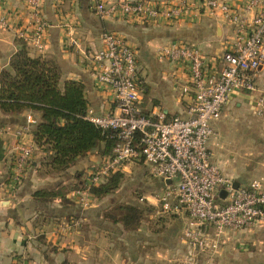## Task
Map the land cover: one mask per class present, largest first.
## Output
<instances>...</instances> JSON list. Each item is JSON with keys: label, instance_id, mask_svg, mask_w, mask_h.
I'll return each mask as SVG.
<instances>
[{"label": "built area", "instance_id": "obj_1", "mask_svg": "<svg viewBox=\"0 0 264 264\" xmlns=\"http://www.w3.org/2000/svg\"><path fill=\"white\" fill-rule=\"evenodd\" d=\"M43 1L25 0L28 23L10 26L6 18L0 17V27H11L14 38L22 39L38 56L46 49ZM91 1L102 19L171 21L181 13L180 8L157 7L144 0ZM198 1L210 14L232 24L233 38L223 50L221 67L215 73H209L206 57L193 44L176 41L156 48L159 59L180 64L187 71L181 93L191 98L184 117L167 115L158 106L143 111L142 69L135 48L116 32L102 33L101 47L88 56L89 66L96 85L111 93L115 111L96 114L88 107L85 118L103 130L115 131L116 144L112 154L90 171L84 186L72 191L76 201L85 206L93 199L91 185L103 182L112 172H123L129 163L142 162L152 176L163 182L158 197L161 209L188 216L182 230L186 246L182 264H202L200 256L216 253L230 234L264 219V176L234 188V180L211 160L207 146L214 134V121L235 91L259 92L253 112L264 124V90L257 88L264 66V0H246L241 9L221 0ZM248 12H252L250 17ZM32 120L28 115L27 122ZM36 149L34 142L20 140L16 145L15 182L21 180Z\"/></svg>", "mask_w": 264, "mask_h": 264}, {"label": "crops", "instance_id": "obj_2", "mask_svg": "<svg viewBox=\"0 0 264 264\" xmlns=\"http://www.w3.org/2000/svg\"><path fill=\"white\" fill-rule=\"evenodd\" d=\"M144 1L157 7L180 8L181 13L173 19L172 24H165V20L161 19H102L95 13L91 0L43 1L46 49L42 56L56 60L62 81L75 79L83 84L88 106L96 114L115 111L111 93L96 85L89 66L88 56L101 47V35L105 31H113L123 36L136 50L142 69L143 91L140 104L144 112L150 111L152 106H158L167 115L184 117L187 115L186 109L191 98L190 94L181 93V87L187 81V71L180 64L159 59L155 53L158 46L176 38L186 40L198 47L206 57L209 73H215L221 67V54L228 41L233 38V26L227 19L210 14L198 0ZM221 1L241 9L246 0ZM251 14L252 12H248L249 17ZM0 17L6 18L10 26L28 23L29 9L25 0H0ZM71 40H74L75 44L71 43ZM16 49L13 29L0 27V70L8 64ZM28 51L32 56H38L32 49L29 48ZM260 86H264V66L257 78L258 90H261ZM258 93L235 91L229 104L223 108L222 114L224 109L232 105L253 111ZM28 115L34 119L33 122H27ZM19 116L25 117L24 125L16 123L17 114L8 117L12 118V123L0 124V264H148L154 259L156 264H169L164 261L170 259L169 255L179 252L183 256L186 246L181 239L182 230L188 221L185 212L171 213L170 217L167 214L165 219L161 220L164 226L150 233L156 236L155 241L150 239L152 236H149L148 230L143 236L133 238L134 245L139 247V251L142 249V252L134 256L132 262L130 258L113 250L110 238L104 237L100 243L98 235H84L81 230L82 222L87 215L81 218L76 206L74 209L64 206L59 198L53 200L58 203L55 205L34 199L33 193L37 189L52 188L59 182L67 183L65 178L78 179L81 184L87 171L102 162L104 157L93 150L79 158L65 174L40 175L38 169L41 168L43 153L37 148L31 158L32 166L24 171L19 182H15L13 170L16 145L20 140L33 142L31 129L37 120V116L31 111H25ZM5 117L7 115L0 111V122ZM217 121L213 123L214 133ZM211 138L207 146L212 155ZM212 157L224 171V165L213 155ZM130 165H142L147 169L140 161L129 163L126 168ZM227 174L232 177L231 173ZM232 178L240 184H246L250 180L242 182ZM71 194L70 191L66 196L71 199ZM156 201L160 204L159 210H162L160 201ZM156 201H153L154 204ZM73 202L77 203L75 200ZM98 210H87L89 218L91 213L96 212L98 215ZM91 231L93 232V228ZM240 233L243 231L235 232V239ZM228 239L229 237L226 241ZM104 243L106 250L102 248ZM147 248L149 254L146 252ZM211 264H264V251L252 249L244 252H223L216 256Z\"/></svg>", "mask_w": 264, "mask_h": 264}, {"label": "trees", "instance_id": "obj_3", "mask_svg": "<svg viewBox=\"0 0 264 264\" xmlns=\"http://www.w3.org/2000/svg\"><path fill=\"white\" fill-rule=\"evenodd\" d=\"M17 49L8 64L0 70V111L7 117L0 124L9 123L11 115L17 114L16 123L25 124L19 116L31 111L37 120L31 129L33 142L43 153L40 174L62 175L79 158L97 151L106 157L112 154L115 131L101 129L85 118L88 101L83 84L75 79L62 81L61 70L55 59L32 56L24 41L15 38ZM12 123V122H10ZM123 172L110 173L103 182L89 187L97 199L117 190ZM81 184L66 185L59 182L52 188H40L33 193L34 199L49 203L59 198L64 206H76L66 196ZM119 221L126 229H135L141 219V210L133 205L122 207Z\"/></svg>", "mask_w": 264, "mask_h": 264}, {"label": "rangeland", "instance_id": "obj_4", "mask_svg": "<svg viewBox=\"0 0 264 264\" xmlns=\"http://www.w3.org/2000/svg\"><path fill=\"white\" fill-rule=\"evenodd\" d=\"M164 22L165 24H172L174 20ZM176 41L189 43L186 40L177 38L166 43ZM260 89L264 90V86H260ZM227 104H229V101ZM218 119V121L216 120L215 133L211 136L210 149L212 155L224 165V171L221 169L222 173L231 179L235 177L242 182H247L254 177L264 176V124L259 116L245 107L239 108L232 105L224 109V113H221ZM212 155L211 160L216 163ZM31 161L30 158L24 171L32 166ZM98 165L87 171L85 179L81 180L82 186H84L90 171L94 170ZM132 165L128 166L129 169L126 168L123 171L121 184L112 193L97 199L93 197L85 206L78 201L77 203L73 202L74 200L76 201V196L73 194L70 196L71 199L68 198L79 209L81 218H85V215L88 216L85 218L87 220L84 219V222H82L81 230L83 234L98 235L100 243L104 237L110 238L113 250L120 252L124 257L130 258V261L134 260L132 258L142 252V249L139 251V247L134 245L132 239L143 236V233L147 230L149 234L154 233L156 229L160 230L164 226L161 220L165 219L164 217L167 214L169 217L172 216L170 212L159 210L160 204L156 201L163 189V183L160 184V179L152 176L144 166ZM39 172L40 170L38 169V174H40ZM227 173H231L232 177ZM66 180V185L75 186L77 183L79 184L78 179L68 180V178H65ZM153 201H156V203L154 204ZM49 204L55 205L58 203L52 200ZM128 205H133L141 210V219L135 229H126L119 221H113L114 218L120 219L121 215H123L121 208ZM69 207L71 209L75 208L74 205ZM91 208H98L99 212L98 215H96V212L91 213L89 218L87 210ZM242 231L243 233H240L241 235L237 239H235L237 234L234 233L235 235L233 236H230V234L229 239L213 254L212 258H208L209 255H202V263L211 264L214 262V258L223 252H244L252 249L254 251H264V219L251 228ZM149 236H152L150 238L152 241L156 240L154 234ZM153 247L154 245L151 246V248ZM102 248L107 249L105 243ZM146 250L148 252L149 249L147 248ZM168 257L170 259L164 260L166 263H183L179 252ZM151 261L148 264H156L155 259Z\"/></svg>", "mask_w": 264, "mask_h": 264}, {"label": "water", "instance_id": "obj_5", "mask_svg": "<svg viewBox=\"0 0 264 264\" xmlns=\"http://www.w3.org/2000/svg\"><path fill=\"white\" fill-rule=\"evenodd\" d=\"M8 121L10 122L11 120H8ZM166 182L168 183L169 180H167ZM239 184H240V183H239L238 181H234V182H233V187H234V188H237ZM220 195L223 196V195H224V191H221V192H220Z\"/></svg>", "mask_w": 264, "mask_h": 264}]
</instances>
